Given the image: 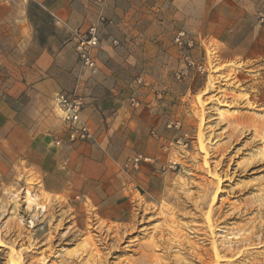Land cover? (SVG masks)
<instances>
[{"label": "rangeland", "instance_id": "rangeland-1", "mask_svg": "<svg viewBox=\"0 0 264 264\" xmlns=\"http://www.w3.org/2000/svg\"><path fill=\"white\" fill-rule=\"evenodd\" d=\"M22 1L41 43L67 42L37 5L43 0ZM79 1L97 7L77 28L96 26L95 73L80 68L77 38L74 66L40 87L31 86L35 73L13 70L20 57L12 50L0 56V102L11 114L0 132V264H264V0ZM180 29L195 39L191 54L206 73L184 69L173 43ZM97 79L124 93L141 132L158 143L136 169L124 164L143 155L140 140L109 146V197L131 201L122 221L103 217L111 199L92 197L100 178L89 177L90 194L70 183L43 192L20 160L22 136L13 138L14 110L23 129L59 139L52 95L79 82L85 106ZM174 121L180 127L168 128Z\"/></svg>", "mask_w": 264, "mask_h": 264}, {"label": "crops", "instance_id": "crops-1", "mask_svg": "<svg viewBox=\"0 0 264 264\" xmlns=\"http://www.w3.org/2000/svg\"><path fill=\"white\" fill-rule=\"evenodd\" d=\"M37 5L50 14L52 24L57 29L68 34L64 45L49 47L40 42L24 1L0 0V56L9 55L12 50L14 57H20L17 58L13 70L35 73L38 77L33 80L35 83L31 85L32 87L43 86L47 82L46 78L50 79L51 76L59 79L61 74L74 66L76 54L69 52L72 51L76 40L75 32L79 25L84 27L89 24L90 19L95 20L97 13L95 5L79 0H54L50 4L43 0ZM90 14L92 17H89ZM67 54L70 55L69 62L64 66ZM70 80L66 90L75 86ZM27 83L29 84V81ZM87 85L91 86V90L89 88L86 90V105L81 117L94 132L96 137L94 142L70 143L63 130L58 137L61 144L56 146L50 139L41 138L38 133L33 134L23 129L16 121L18 114L14 110L13 138L22 136L24 142L22 146L20 144L18 150L22 154L20 160L39 176L43 192L62 193L65 192L67 183H70L90 194L88 184L92 181L89 177L100 178L104 184L99 183L96 189L99 195L92 197L111 199L104 202L103 217L122 221L131 209V201L126 196L109 197V194L114 193L107 180L113 175L109 146L113 141H119L121 144L124 143L127 149L133 142L140 140L143 143L142 154L149 156L154 153L158 143L154 136L141 132L137 112L127 105L123 92L112 89V81L97 79ZM107 87L111 88V92L106 95L101 90ZM59 91L61 90L56 93ZM56 93L52 95L53 99ZM10 115L9 109L1 104L0 132L6 129ZM65 164L68 174L63 171Z\"/></svg>", "mask_w": 264, "mask_h": 264}, {"label": "built area", "instance_id": "built-area-1", "mask_svg": "<svg viewBox=\"0 0 264 264\" xmlns=\"http://www.w3.org/2000/svg\"><path fill=\"white\" fill-rule=\"evenodd\" d=\"M75 35L77 38L76 51L80 62V68L88 69L92 73H95L96 64L91 56V49L98 44L96 26L92 24L84 33L76 31ZM173 43L182 51V63L184 69L192 70L199 75L207 72L205 64L193 59L191 51L195 47L196 42L195 39L189 36L185 30L180 29L174 34ZM174 77L179 79L181 73L179 71L175 72ZM138 82H140V79H138ZM53 102L56 114L64 128L66 139L70 143L95 141L96 137L94 132L81 117V112L84 108V98L78 90V83H76L71 89L56 93ZM131 102L134 105L138 104L134 101L133 97L131 98ZM167 127L178 129L180 123L179 121L169 122ZM53 144L58 146L61 144V140L56 138L53 141ZM150 161L151 160L148 156L135 154L128 157L124 165L125 167L130 166L136 169L142 163Z\"/></svg>", "mask_w": 264, "mask_h": 264}, {"label": "bare ground", "instance_id": "bare-ground-1", "mask_svg": "<svg viewBox=\"0 0 264 264\" xmlns=\"http://www.w3.org/2000/svg\"><path fill=\"white\" fill-rule=\"evenodd\" d=\"M15 195V194H14ZM15 197V196H14ZM25 201L28 203V206H29V204H31V203H34L35 202V199H34V197L33 196H31V193H30V191L28 190V189H26V195H25ZM16 198V197H15ZM16 201V200H15ZM35 204V203H34ZM38 205V204H37ZM39 206V205H38ZM42 206V205H41ZM43 207V206H42ZM216 242V241H215ZM217 246L218 245H215V244H213V249H214V253H215V255L217 256L218 255V248H217ZM210 264V263H209ZM212 264V263H211ZM213 264H218V262H217V259H215L214 260V262H213Z\"/></svg>", "mask_w": 264, "mask_h": 264}]
</instances>
